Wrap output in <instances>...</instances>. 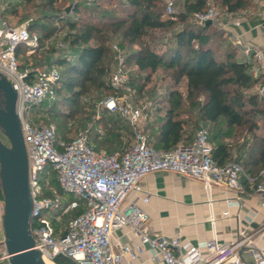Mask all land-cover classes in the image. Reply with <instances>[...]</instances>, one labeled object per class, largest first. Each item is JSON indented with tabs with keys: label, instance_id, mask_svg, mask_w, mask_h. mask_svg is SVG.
Segmentation results:
<instances>
[{
	"label": "built area",
	"instance_id": "2783aa9c",
	"mask_svg": "<svg viewBox=\"0 0 264 264\" xmlns=\"http://www.w3.org/2000/svg\"><path fill=\"white\" fill-rule=\"evenodd\" d=\"M93 1V0H86ZM177 1L167 0L166 12H175ZM264 1V0H263ZM4 4L0 0V76H5L17 91V114L21 121L29 163V187L33 203L30 230L35 246L41 255L54 260L58 255L72 258L78 264H122L139 258L149 248L152 259L166 264H264V252L254 248L253 259H244L239 248L249 243L246 231L231 243H219L215 238L200 243L183 242L179 236H151L148 231V212L136 201L126 203L131 193L143 192L142 180L150 173L170 171L202 181L208 196L214 187L227 186L240 193L244 190L241 175L243 166L237 161L219 164L213 158L210 132L200 127L193 140L169 151L150 146L140 124L147 104L139 105L124 93L129 74L125 68L126 55L118 45L117 63L111 72L110 84L115 94L104 101L110 111H118L131 125L134 141L130 147L108 153L98 151L90 143L87 129H79L73 140L66 142L57 135L54 124H44L35 119L32 108L45 100L58 97L60 73L55 67L38 68L20 66L16 50L19 45L27 47V55L43 45L40 35L31 32L29 22L12 23L3 16ZM220 11L207 1L204 10L195 13L196 20L204 24L216 23ZM237 25L240 23L237 21ZM233 40L243 45L237 35ZM60 46H64L63 43ZM253 51L256 72L264 71V50L257 46H245V52ZM264 97V83L257 90ZM50 167L49 176L42 175ZM52 176L59 188L51 183ZM253 183L255 178L246 175ZM70 192L79 199L67 200L62 193ZM264 204V181L255 186ZM150 197L143 198L148 203ZM211 202V197L209 198ZM228 206H240V197L228 199ZM81 210L67 218L64 227L56 222L71 211ZM45 211L48 214H45ZM59 211H61L59 213ZM55 212V213H52ZM230 215V210L223 211ZM211 220L214 222L215 217ZM128 227L139 237L137 243H122L116 231ZM5 240V238H4ZM253 248V247H252ZM8 251L0 246V264H10Z\"/></svg>",
	"mask_w": 264,
	"mask_h": 264
},
{
	"label": "trees",
	"instance_id": "16d2710c",
	"mask_svg": "<svg viewBox=\"0 0 264 264\" xmlns=\"http://www.w3.org/2000/svg\"><path fill=\"white\" fill-rule=\"evenodd\" d=\"M59 1L23 0L25 8L41 13L38 19L31 20L29 29L40 35L42 44L53 35L54 31L48 27L47 20L57 14L56 4ZM99 1L75 2L71 12L78 14L84 4H96L100 7ZM207 1L186 0V11L180 13L179 19L187 23L173 31L170 38L163 37V40L155 38L153 31L176 24L172 15L166 17L164 14L165 1L124 0V7L120 11L122 15L104 11L101 16L107 21L102 25L80 23L78 19L65 17L71 30L65 37L69 41L68 52H60L54 56L47 51L37 50L27 55V47L19 45L16 54L22 68L55 67L60 73L58 97L45 100L37 106V121L51 124L48 122V115L53 114L58 105L67 102L71 105V111L66 116L70 120L77 118L85 123L79 129L88 130L90 143L96 150L113 153L131 146L134 141L133 129L118 111H110L105 107V112L93 121L98 125V129L94 131L95 125H86L96 113V101L90 99L88 104L82 102V98L88 94L96 93L98 97L103 92L115 94L110 77L112 64L117 57L115 59V54L110 50L107 35L114 33L119 37L116 45L128 48L125 64L133 63L139 73L145 72L143 84L136 85L139 91L143 90L160 69L173 83L166 99L157 105L147 103L144 129L150 130V133H143L150 146L158 150H172L182 140L193 139L192 132L189 133L192 122L207 123L213 145V158L219 164L230 161L241 163L245 174L240 178L244 184L251 183L246 175L255 178L252 183L255 186L264 181V134L259 132L261 126L264 127V97L253 91L261 77L254 76L248 62L237 58V48L227 40L225 32L213 28L215 23L187 21V14L195 15L204 10ZM2 2L3 16L10 21V16L17 14L19 5L12 0ZM213 3L230 13L253 6V0H213ZM109 29L111 30L107 32ZM156 42L159 46L163 45V48L158 49ZM184 79L187 80L185 97L178 87ZM129 83L130 77L128 85ZM151 110L155 113L153 121L150 120L153 114ZM193 114L195 121L188 117ZM56 130L58 137L66 142L75 137L67 136V133L60 134L58 128ZM51 183L59 188L53 176ZM60 192L62 193L61 190ZM0 199L3 200L1 188ZM80 211L76 210L73 215ZM54 262L78 264L64 255L56 256Z\"/></svg>",
	"mask_w": 264,
	"mask_h": 264
},
{
	"label": "crops",
	"instance_id": "0c3cea01",
	"mask_svg": "<svg viewBox=\"0 0 264 264\" xmlns=\"http://www.w3.org/2000/svg\"><path fill=\"white\" fill-rule=\"evenodd\" d=\"M222 22L225 36L237 48V58L248 62L250 71L256 77H261L253 91L257 92L260 84L264 83V71L256 72V63L253 51L247 54L245 46L252 45L264 50V1L253 0V6L241 10ZM240 24L237 25L236 22ZM232 35H237L243 45L237 44ZM151 112H153L151 110ZM153 112L150 120L153 121ZM146 117L140 127L145 131ZM207 124V123H206ZM260 133L264 134L261 126ZM192 140L184 139L180 142L186 144ZM244 184V183H243ZM143 192L131 193L126 203L134 201L149 214L147 224L151 236L164 235L167 237L179 236L183 242L200 243L209 239H216L219 243H231L240 237V231L245 230L249 243L239 248L241 256L251 261L254 248L264 252V204L263 197L255 190V185L245 183L240 193L227 186H216L209 196L201 180L183 176L170 171H157L150 173L142 180ZM148 195V203L143 198ZM240 197L241 205L228 206L227 200H236ZM1 201V199H0ZM230 210V215L223 216V211ZM0 206V246L4 242L5 234ZM215 217V221L211 217ZM116 236L122 243H137L139 237L128 227L116 231ZM253 247V248H252ZM122 264H166L163 261L152 259V252L146 248L138 259L131 262L124 260Z\"/></svg>",
	"mask_w": 264,
	"mask_h": 264
},
{
	"label": "rangeland",
	"instance_id": "374dc122",
	"mask_svg": "<svg viewBox=\"0 0 264 264\" xmlns=\"http://www.w3.org/2000/svg\"><path fill=\"white\" fill-rule=\"evenodd\" d=\"M13 3H17L18 5V10L16 15H11L10 16V21L18 24H22L25 22H31L32 19H38L39 15L41 14L40 12H36L34 9L31 8H25L23 5V0H12ZM83 0H60L57 4L56 7L58 8L57 14L55 16L50 17V19L47 20L48 27H51L54 31L53 35L49 38H46L45 41L43 42V46L39 49V52H48L49 54H53L54 56L58 55L60 52H68V45L69 41L65 40V37L71 33L70 28L68 24L66 23L65 17L69 18H75L78 19L80 23L82 22H90V23H95V24H100L102 25L103 22L107 21L106 18L101 16V14L105 12H111L113 14H119L122 15L120 11H122L124 7V0H100V7L96 4H84L81 6V10L78 14L75 12H71V7L73 3L75 2H80ZM165 3L167 0H164ZM190 1V0H189ZM213 2V0H208ZM85 2V0H84ZM187 2H182V1H177L175 4V12L172 14V18L176 21V24L170 28L167 29H160V30H154V36L155 38L159 39H164V38H170L171 34L173 31L183 27V25L187 22H182L179 19L180 13L183 11H186ZM217 9L220 11V15L218 17L217 22L214 24V29H218L219 31H223L224 29L222 28V22L226 21V19H229L228 17L234 16L230 12H227L225 8H223L220 5L215 4ZM69 8V10H67ZM164 14L166 17L169 16V14L166 12V8L164 7ZM49 13V12H46ZM52 13V12H51ZM239 14H242L241 11H238ZM53 14V13H52ZM54 15V14H53ZM171 16V15H170ZM44 17V16H43ZM42 18V17H41ZM66 20V21H65ZM43 21V20H42ZM187 21L192 22V23H198L196 20V17L194 14L189 13L187 14ZM111 29H109L107 32H109ZM108 35V43L110 45V50L113 54H115V59L117 57V52H115V45L119 42V37L114 34V33H107ZM164 37V38H163ZM98 39V38H97ZM228 40V39H227ZM63 43L64 46H60V44ZM165 43V42H164ZM158 44V42H156ZM232 44V43H231ZM158 49H162V46L157 45ZM134 47H137L136 45ZM122 53H124L127 56L128 48L123 47L120 48ZM117 63V60H115L112 64L111 72L115 68ZM125 68L128 71L129 77H130V83L127 85L126 88H124L123 92L128 94L130 100L134 103H137L139 105H145L147 103L152 102L154 105H157L158 103L162 102L164 99H166V95L168 90L173 86V83L170 79V77L165 76L164 71L160 69L157 73H155L151 81L143 87L142 91H139L136 85H141L143 84V77L145 76V72L139 73L137 71V68L134 66L133 63L130 64H125ZM186 79H184L181 84L178 86L179 89L181 90L183 96L185 97L187 94L186 90ZM111 94H106V92H103L101 97H98L96 93L93 94H88L82 98V102L84 103H89L90 99H95L96 101V107L94 108L96 110L95 115L92 116V120L87 123V127L94 124V119H97L99 117V114L103 113L105 110L104 106V101L107 99ZM5 101V96L2 92H0V104H4ZM37 109V106H34L32 108L33 115L36 119L35 111ZM71 111V105L67 104V102L63 103L62 105H58L56 109L53 110V114L48 115V122L51 124H54L56 129L58 128L60 134L67 133V136H75L77 130L81 127L84 126L85 123L81 122L80 119H68L66 114ZM90 111H93V108H90ZM105 112V111H104ZM189 119H193L195 121V115H189ZM187 117V118H188ZM59 125H62L59 127ZM189 126V133L192 132V137H195V134L199 127H208V124L202 123V122H192ZM98 129V125H95L94 131ZM130 137V136H128ZM0 138L7 144L10 145L8 137L5 135L3 129L0 126ZM193 140V139H192ZM51 170L50 167L47 168V170L43 173L42 177L44 180H47V177L49 176V171ZM1 187V184H0ZM63 197L66 198L67 200H72V199H79L77 196L70 192H65L62 193ZM0 206L2 209V221H3V212H4V200L0 201ZM61 211H59L60 213ZM55 213V212H52ZM75 213V211H71L68 215L63 216V218L59 221L56 222V225L58 227H64L67 223V218L69 216H72ZM45 214H48L47 211H45ZM54 261V260H53ZM7 264V263H6Z\"/></svg>",
	"mask_w": 264,
	"mask_h": 264
},
{
	"label": "water",
	"instance_id": "95a60500",
	"mask_svg": "<svg viewBox=\"0 0 264 264\" xmlns=\"http://www.w3.org/2000/svg\"><path fill=\"white\" fill-rule=\"evenodd\" d=\"M69 10V8H68ZM211 20L205 24H212ZM0 92L5 96L0 104V126L10 145L0 138V184L4 200V245L10 264H42L41 253L34 248L30 230L33 203L29 187L28 153L21 121L17 114V91L0 76Z\"/></svg>",
	"mask_w": 264,
	"mask_h": 264
},
{
	"label": "bare ground",
	"instance_id": "6f19581e",
	"mask_svg": "<svg viewBox=\"0 0 264 264\" xmlns=\"http://www.w3.org/2000/svg\"><path fill=\"white\" fill-rule=\"evenodd\" d=\"M0 172H1V165H0ZM41 261L42 264H57L56 262H54L52 259L48 258L45 255H41Z\"/></svg>",
	"mask_w": 264,
	"mask_h": 264
}]
</instances>
